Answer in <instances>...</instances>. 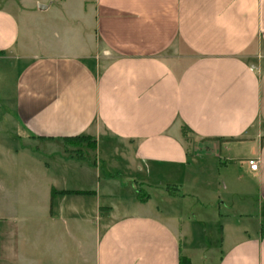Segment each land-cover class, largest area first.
<instances>
[{"label": "crops", "instance_id": "crops-1", "mask_svg": "<svg viewBox=\"0 0 264 264\" xmlns=\"http://www.w3.org/2000/svg\"><path fill=\"white\" fill-rule=\"evenodd\" d=\"M0 59L25 139L24 173L0 160V264H192L195 236L264 264V0H0ZM38 143L63 156L35 173Z\"/></svg>", "mask_w": 264, "mask_h": 264}, {"label": "rangeland", "instance_id": "rangeland-1", "mask_svg": "<svg viewBox=\"0 0 264 264\" xmlns=\"http://www.w3.org/2000/svg\"><path fill=\"white\" fill-rule=\"evenodd\" d=\"M100 46V44H98ZM15 60L14 59H0V160L2 159L4 161L5 158H16L17 163L15 166H13V169L11 170L12 172H15L17 174H22L25 172V153L23 150H21L20 144L24 142V138L20 139L18 137V132L15 131V123L13 121L14 115H13V106H12V97H13V83H14V78H15ZM17 128V127H16ZM19 130V128H17ZM14 147L10 149V152H6L4 149L7 146ZM91 145V142L87 141V139L83 140L82 142L79 143H71L69 144V147L67 148V154L69 155H79L82 156L84 155L85 162L91 163V165L83 162V165H87V168L93 167L94 165V159H95V154L92 152L93 149L89 148ZM98 149V157L97 160L98 163V173L100 175V178H102L103 175L111 173L113 175H121V172L119 171L120 169H115L108 167V162L105 159L108 158V151H107V144L105 142H101L99 145ZM16 147V148H15ZM15 150L17 151V155H14ZM49 153H60V154H55L57 157L60 155L62 158V153L63 150L62 148H57V146L54 147H49L47 148L46 146L44 147L42 144L38 143L35 144L34 148V169L35 173L36 170L42 169L43 167V161L45 160L47 162V158L50 157ZM87 154V155H85ZM75 157V156H74ZM77 157V156H76ZM46 158V159H45ZM55 158V157H54ZM53 159V158H52ZM49 158L48 160H51ZM77 159H79L77 157ZM76 159V160H77ZM38 160V161H37ZM42 160V161H41ZM24 161V162H23ZM42 163V164H41ZM71 164V165H69ZM0 172H6L7 170L4 169L5 165L0 164ZM77 167V165H75ZM68 168H74V163H68L67 169ZM2 170V171H1ZM94 171H92V174ZM151 182L152 185L156 186L159 189H163L165 182H163L164 179L161 180H156ZM244 182V181H243ZM20 183V182H19ZM163 183V184H162ZM145 189V188H144ZM251 188L248 186L249 191ZM154 190V189H153ZM151 190L152 194V204L159 203L157 200V195L158 192H154ZM147 190L145 189V192ZM124 192V191H123ZM153 192L155 194H153ZM249 192H253V190H250ZM253 197L251 196L248 198L247 202L249 200H253ZM179 210H177V215L181 216H186L187 213H192L194 215L195 223L198 221V215L195 213V209L192 208L191 210L187 209L186 204L185 205H178L177 206ZM195 208H198L197 206ZM192 214H189L190 216ZM194 223V224H195ZM198 230L201 231L202 229V224L195 225ZM195 238V240H194ZM198 236L195 237H190V242L194 240V244L190 247L193 249V254L191 256L192 259V264H210L211 260H208L211 256L215 254V243L216 239L213 237H204L202 239H197Z\"/></svg>", "mask_w": 264, "mask_h": 264}, {"label": "trees", "instance_id": "trees-1", "mask_svg": "<svg viewBox=\"0 0 264 264\" xmlns=\"http://www.w3.org/2000/svg\"><path fill=\"white\" fill-rule=\"evenodd\" d=\"M85 139H87L89 142H91L90 139L88 137H86V136H76V137L68 138L67 142H69V144H71V143H79V142H82ZM89 148L94 149L93 142H91V145H90ZM182 261L183 262H181V264H188V260L187 259H183Z\"/></svg>", "mask_w": 264, "mask_h": 264}, {"label": "built area", "instance_id": "built-area-1", "mask_svg": "<svg viewBox=\"0 0 264 264\" xmlns=\"http://www.w3.org/2000/svg\"><path fill=\"white\" fill-rule=\"evenodd\" d=\"M248 164H249V167L251 170H256V168H257L256 162H254L253 160H249Z\"/></svg>", "mask_w": 264, "mask_h": 264}]
</instances>
